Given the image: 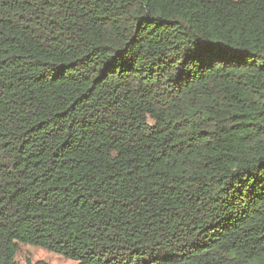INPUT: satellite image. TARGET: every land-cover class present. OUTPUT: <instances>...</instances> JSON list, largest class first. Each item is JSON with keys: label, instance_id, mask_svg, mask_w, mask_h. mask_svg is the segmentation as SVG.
Wrapping results in <instances>:
<instances>
[{"label": "trees", "instance_id": "16d2710c", "mask_svg": "<svg viewBox=\"0 0 264 264\" xmlns=\"http://www.w3.org/2000/svg\"><path fill=\"white\" fill-rule=\"evenodd\" d=\"M20 243L264 264V0H0V264Z\"/></svg>", "mask_w": 264, "mask_h": 264}, {"label": "rangeland", "instance_id": "374dc122", "mask_svg": "<svg viewBox=\"0 0 264 264\" xmlns=\"http://www.w3.org/2000/svg\"><path fill=\"white\" fill-rule=\"evenodd\" d=\"M16 260L19 264H28V262H35L38 260H44L49 264H78L77 261L69 259L61 254H57L39 246L23 243L19 244Z\"/></svg>", "mask_w": 264, "mask_h": 264}]
</instances>
